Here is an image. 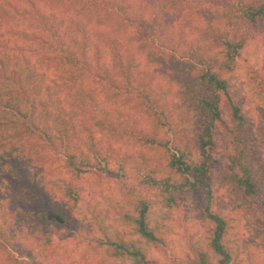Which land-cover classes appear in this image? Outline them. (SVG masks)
<instances>
[{"label":"trees","instance_id":"obj_1","mask_svg":"<svg viewBox=\"0 0 264 264\" xmlns=\"http://www.w3.org/2000/svg\"><path fill=\"white\" fill-rule=\"evenodd\" d=\"M259 29L264 0H0V264H68L57 239L112 190L124 229L92 215L87 264H233L211 173L222 124L228 194L264 202L253 117L230 93ZM252 79L264 95V71ZM198 190L204 244L172 257L152 196L177 209Z\"/></svg>","mask_w":264,"mask_h":264},{"label":"rangeland","instance_id":"obj_2","mask_svg":"<svg viewBox=\"0 0 264 264\" xmlns=\"http://www.w3.org/2000/svg\"><path fill=\"white\" fill-rule=\"evenodd\" d=\"M264 34V29H259ZM264 71V44L255 41L248 51L236 60L235 72L230 80V93L234 101L243 105L250 111L253 117L254 134L252 138V159L257 163V173L264 178V95L259 92L253 82V74ZM228 111L225 112V122H230ZM226 133L224 125H218L216 132V147L214 162L212 164L211 184L214 193V209L230 222V231L227 237V245L232 254L233 264H264V202L251 200L245 202L241 198L228 194L223 179V170L227 162L223 154V137ZM116 192L102 191L92 200L90 211L78 209L77 218L66 228L63 236L57 239L58 250L68 264H87L99 261L96 252L89 250L87 260L83 255L88 253L86 239L94 237L98 230L92 223V215L100 217V225L109 233L124 229L114 217L112 204L118 203ZM151 221L154 227L165 239L168 253L172 257L185 259L190 254L192 244L203 245L206 233V223L202 211L206 205L205 194L202 190L191 191L182 194L179 199V207L171 209L166 206L158 194L152 196ZM249 203L255 206L250 207ZM132 231V228H128ZM134 235V232L132 231ZM134 239L138 240L137 236ZM140 247L146 250L148 255L162 263L167 262V256L140 241ZM108 264H131L130 262Z\"/></svg>","mask_w":264,"mask_h":264}]
</instances>
